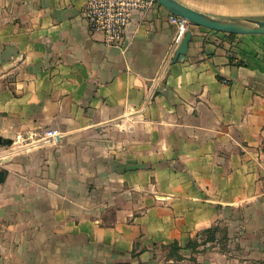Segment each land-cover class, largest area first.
I'll list each match as a JSON object with an SVG mask.
<instances>
[{"label": "crops", "instance_id": "0c3cea01", "mask_svg": "<svg viewBox=\"0 0 264 264\" xmlns=\"http://www.w3.org/2000/svg\"><path fill=\"white\" fill-rule=\"evenodd\" d=\"M177 1L264 19V0ZM85 4L0 0V264H264V36L192 26L174 63L163 6L122 52Z\"/></svg>", "mask_w": 264, "mask_h": 264}, {"label": "built area", "instance_id": "2783aa9c", "mask_svg": "<svg viewBox=\"0 0 264 264\" xmlns=\"http://www.w3.org/2000/svg\"><path fill=\"white\" fill-rule=\"evenodd\" d=\"M157 5L159 4L155 0H86L83 17L92 33L103 35V43L106 46L125 52L131 43L127 32L134 13L145 12ZM169 20L176 27L173 41L175 52L192 24L187 19L171 13ZM58 135L57 131H46L40 140L30 142L29 148L53 144ZM20 139L21 136L18 141Z\"/></svg>", "mask_w": 264, "mask_h": 264}, {"label": "water", "instance_id": "95a60500", "mask_svg": "<svg viewBox=\"0 0 264 264\" xmlns=\"http://www.w3.org/2000/svg\"><path fill=\"white\" fill-rule=\"evenodd\" d=\"M166 8L171 14L187 19L192 25L203 27L217 32L234 35H261L264 36V19L217 17L195 11L177 0H155ZM193 32L188 30L177 47L173 62L183 61L187 58ZM60 141V137H57ZM13 140L0 136V146H11ZM7 171L0 170V184L6 181Z\"/></svg>", "mask_w": 264, "mask_h": 264}, {"label": "trees", "instance_id": "16d2710c", "mask_svg": "<svg viewBox=\"0 0 264 264\" xmlns=\"http://www.w3.org/2000/svg\"><path fill=\"white\" fill-rule=\"evenodd\" d=\"M194 26V25H192ZM230 36H235L234 34H229ZM220 232L221 234H224V231H220L219 229H208L203 231L202 233H200L196 239V241H191L188 245V247H192L194 249L198 248L200 245H206L210 242H212L213 240H215L216 238V233ZM226 236V233L223 235L222 239H224ZM199 239L201 240V242H199ZM175 250H179L180 248L178 247V245H174L173 246Z\"/></svg>", "mask_w": 264, "mask_h": 264}, {"label": "rangeland", "instance_id": "374dc122", "mask_svg": "<svg viewBox=\"0 0 264 264\" xmlns=\"http://www.w3.org/2000/svg\"><path fill=\"white\" fill-rule=\"evenodd\" d=\"M241 263V262H240Z\"/></svg>", "mask_w": 264, "mask_h": 264}]
</instances>
